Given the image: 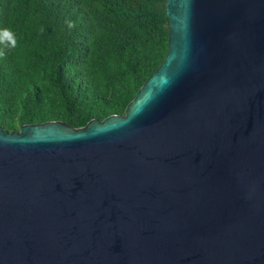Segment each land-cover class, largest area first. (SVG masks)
<instances>
[{"label": "water", "instance_id": "1", "mask_svg": "<svg viewBox=\"0 0 264 264\" xmlns=\"http://www.w3.org/2000/svg\"><path fill=\"white\" fill-rule=\"evenodd\" d=\"M122 115L0 127V264H264V0H164Z\"/></svg>", "mask_w": 264, "mask_h": 264}, {"label": "trees", "instance_id": "2", "mask_svg": "<svg viewBox=\"0 0 264 264\" xmlns=\"http://www.w3.org/2000/svg\"><path fill=\"white\" fill-rule=\"evenodd\" d=\"M167 30L164 0H0V127L120 113Z\"/></svg>", "mask_w": 264, "mask_h": 264}, {"label": "rangeland", "instance_id": "3", "mask_svg": "<svg viewBox=\"0 0 264 264\" xmlns=\"http://www.w3.org/2000/svg\"><path fill=\"white\" fill-rule=\"evenodd\" d=\"M134 97V96H133ZM132 97V98H133ZM127 105V104H126ZM125 108V107H124ZM124 108L123 109H121L120 110V113H118V114H114V115H122L123 114V111H124ZM112 115V114H111ZM109 116V115H108ZM107 117V116H106ZM105 118V117H104ZM103 118V119H104ZM93 119H96V118H93ZM98 120V119H97ZM102 120V119H101ZM98 121H100V120H98ZM18 128H19V126H16V127H14V128H12V129H5V128H2V129H4V130H6V131H17L18 130Z\"/></svg>", "mask_w": 264, "mask_h": 264}]
</instances>
